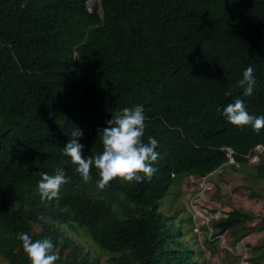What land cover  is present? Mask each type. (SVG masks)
Listing matches in <instances>:
<instances>
[{
	"label": "trees",
	"instance_id": "1",
	"mask_svg": "<svg viewBox=\"0 0 264 264\" xmlns=\"http://www.w3.org/2000/svg\"><path fill=\"white\" fill-rule=\"evenodd\" d=\"M87 1L27 0L21 7L25 0H0V263L31 264L18 239L28 233L51 237L55 264H99L74 237L82 229L112 264H204L183 220L165 214L159 201L186 177L227 165L226 147L234 150L230 166L250 168L264 188V153L248 166L264 129L241 130L223 116L237 97L249 114L264 115V0H99L92 11ZM248 66L256 87L243 97L238 81ZM136 105L146 117L144 142L158 141L151 181L114 180L100 190L93 167L84 182L63 155L71 132L83 131L85 158L101 154L100 130ZM57 168L69 183L59 199L42 202L40 172ZM254 218L232 208L207 240L263 231L264 216L246 226ZM251 248L252 263L264 264V236Z\"/></svg>",
	"mask_w": 264,
	"mask_h": 264
},
{
	"label": "clouds",
	"instance_id": "2",
	"mask_svg": "<svg viewBox=\"0 0 264 264\" xmlns=\"http://www.w3.org/2000/svg\"><path fill=\"white\" fill-rule=\"evenodd\" d=\"M21 7H27V0ZM238 86L243 89V97L253 95L256 87L253 67L246 68L242 79L238 81ZM226 95L231 93L228 92ZM112 115L113 118L107 121V127L99 133L103 148L101 154L85 158L84 145L80 143L84 133L81 129L75 128L71 132V139L63 148V155L70 157L75 172L84 182L92 180L91 171L94 167L100 177L97 181L100 190L109 187L110 182L114 180L127 184L140 183L145 178L151 181L157 171L153 164L159 157L156 151L158 141L153 137H149L147 143L143 140L146 128L143 106L125 107ZM223 116L230 124L241 130L251 127L259 134L264 129V115L249 114L245 100L240 97L223 109ZM40 176L41 179L38 181L40 200L51 202L59 199L61 187L69 183L64 169L57 168L52 175L40 172ZM39 220L45 224H55L51 217L44 215H40ZM18 239L22 242L23 250L31 264H55L60 259L51 237L33 240L28 233H20Z\"/></svg>",
	"mask_w": 264,
	"mask_h": 264
},
{
	"label": "rangeland",
	"instance_id": "3",
	"mask_svg": "<svg viewBox=\"0 0 264 264\" xmlns=\"http://www.w3.org/2000/svg\"><path fill=\"white\" fill-rule=\"evenodd\" d=\"M263 157L264 154L262 155V158ZM254 164L255 163L249 161L248 166ZM213 179L214 188L207 193L206 198L218 200L219 204L216 205H219L220 207L230 209L242 208L252 212L256 215V218H254L252 222H247L246 226H257L261 217L264 216V197L260 199L256 196L252 197L250 194L254 190L264 192V188L260 185V182L252 176L251 169L247 167L233 169L230 164H227L222 169L214 172ZM180 184L175 183L167 195L159 201L161 210L165 214L177 213V219L183 220L182 230L185 233V236L188 237L187 239L191 241L192 246H201L204 250L201 255L204 264H236L237 255L235 253L222 251L220 242L216 238L211 242L207 240L209 238V230L205 225H199V232H194L192 230L193 219L188 209V204L190 198L193 197L194 194H189V192L183 191L179 187ZM192 184L194 186L195 184L197 185V180L193 181ZM222 191H224V193ZM260 234H264V230ZM74 237L84 243L89 251L97 254V257L100 258L99 264H112L109 261L110 255L106 251L96 248L84 230L80 229L78 234H75ZM226 238L229 245H235V234L228 232ZM247 239L249 244L252 242H260L259 239V241L257 240L258 242L251 238ZM4 263L5 261H1L0 264Z\"/></svg>",
	"mask_w": 264,
	"mask_h": 264
},
{
	"label": "built area",
	"instance_id": "4",
	"mask_svg": "<svg viewBox=\"0 0 264 264\" xmlns=\"http://www.w3.org/2000/svg\"><path fill=\"white\" fill-rule=\"evenodd\" d=\"M96 1L99 0H88L86 6L89 11H92L93 5ZM228 164L236 163L233 156L234 150L231 147H226ZM264 153V145H257L248 155L249 159L253 163H257L260 159V156ZM214 172H211L207 175L200 176L197 178V191L193 197L190 198L188 209L191 213L193 219V229L195 232H199V225H205L209 230V239L212 238V235L215 232L213 223L226 218L231 211L230 208L224 207H210L202 203L203 196L210 192L214 188ZM216 239L220 242V247L222 251H227L235 253L237 255L236 264H253L252 257L253 251L249 245V241L246 236L242 237L240 240L236 241L233 245H229V242L226 238V232L216 236Z\"/></svg>",
	"mask_w": 264,
	"mask_h": 264
},
{
	"label": "crops",
	"instance_id": "5",
	"mask_svg": "<svg viewBox=\"0 0 264 264\" xmlns=\"http://www.w3.org/2000/svg\"><path fill=\"white\" fill-rule=\"evenodd\" d=\"M198 177L196 176H189V177H186L182 183L180 184V188L183 190V191H186V192H189V194H196V191H197V185L195 184V186L192 184L193 181H196ZM190 190V191H189ZM213 190V189H212ZM224 193V191H222ZM209 193V192H208ZM226 193V192H225ZM207 194L205 195V197H203L202 199V203H204L205 205L207 206H210V207H218L219 205H216V204H219L218 203V200L216 199H209V198H206ZM232 209V208H231ZM262 231H256V232H252L251 234L247 235L246 237L247 238H251L252 240H255L257 241L258 239L261 240V238L264 236V234H260ZM228 232H226L227 234ZM215 239V238H214ZM258 240V241H259ZM219 241V240H218ZM257 241V242H258ZM236 242V240L234 241ZM255 244L257 243H254L252 242L251 244H249L251 247L254 246Z\"/></svg>",
	"mask_w": 264,
	"mask_h": 264
}]
</instances>
